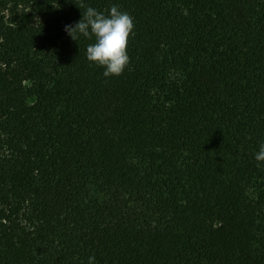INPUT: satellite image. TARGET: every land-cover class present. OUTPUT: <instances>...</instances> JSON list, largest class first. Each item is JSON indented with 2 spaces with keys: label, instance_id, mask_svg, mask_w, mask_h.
<instances>
[{
  "label": "trees",
  "instance_id": "1",
  "mask_svg": "<svg viewBox=\"0 0 264 264\" xmlns=\"http://www.w3.org/2000/svg\"><path fill=\"white\" fill-rule=\"evenodd\" d=\"M261 143L264 0H0V264H264Z\"/></svg>",
  "mask_w": 264,
  "mask_h": 264
},
{
  "label": "clouds",
  "instance_id": "2",
  "mask_svg": "<svg viewBox=\"0 0 264 264\" xmlns=\"http://www.w3.org/2000/svg\"><path fill=\"white\" fill-rule=\"evenodd\" d=\"M79 7L85 5L81 3ZM133 28V18L117 6H112L107 15L88 6L81 19L74 25H65L64 30L74 41L78 39V34L88 39L94 38V43L86 48L87 60L102 67L104 77H115L121 75L129 64L127 45ZM254 159L264 162V143L260 144ZM94 260L90 256L88 264H94Z\"/></svg>",
  "mask_w": 264,
  "mask_h": 264
}]
</instances>
